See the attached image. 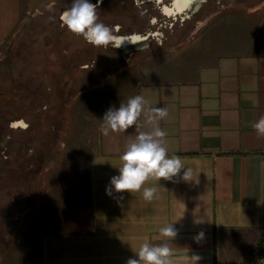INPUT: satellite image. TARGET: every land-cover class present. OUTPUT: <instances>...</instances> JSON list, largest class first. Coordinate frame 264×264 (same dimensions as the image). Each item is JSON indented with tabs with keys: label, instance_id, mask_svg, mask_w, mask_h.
Wrapping results in <instances>:
<instances>
[{
	"label": "crops",
	"instance_id": "1",
	"mask_svg": "<svg viewBox=\"0 0 264 264\" xmlns=\"http://www.w3.org/2000/svg\"><path fill=\"white\" fill-rule=\"evenodd\" d=\"M103 1L100 0L99 6ZM132 3L160 4L161 15L171 20L187 14L195 4L193 1L182 12L166 13L164 7H172L173 0H133ZM70 4L71 0H0V62L5 52L2 45L18 31L20 22L50 21L53 6L59 7L53 28L67 35V42L59 49L54 78L42 82L47 93L40 100L44 105L29 108L27 116L18 110L9 114L0 109L2 148L8 149L17 135L25 134L19 141L27 139L28 153L36 155L34 151L45 148L47 138L57 131L54 127L57 115L75 101L83 87L93 84L94 78L101 75L98 65L120 67L117 59L101 54L100 49L95 48L97 60L91 54L84 56L87 47L97 46L63 25L61 14ZM116 25L117 28L112 27L118 36L137 35L142 39L154 31L121 30L120 33L121 25ZM38 29L49 30V35L52 26ZM253 36L255 42L237 46L234 53L216 55L195 67L187 64L185 75L179 79L141 82L122 96L114 91L109 107H119L130 97L142 95L151 110L167 109V116L156 124L166 133L168 154L181 158L193 180H183L181 176L186 169H181L173 180L150 178L139 191L116 192L110 179L118 175L126 144L140 132L153 130L149 117L154 111L146 110L125 131L103 135L98 125L94 141L89 142L84 172L64 173L59 180L49 173L50 190L63 182L61 190L59 185L56 190L62 194L66 191L67 198L53 208L55 220L46 215L43 218V232L38 238L40 264H128L130 259H138L136 252L145 242H167L172 264H237L264 236V136H258L253 126L264 118V36L257 30ZM108 47L112 52L119 51L111 45ZM249 47L252 49L248 50ZM75 53L77 58L72 56ZM8 98L20 100L14 94ZM27 98L29 102L35 99ZM55 101L56 111L49 117L45 113V122L40 124L39 108ZM9 137L13 142L4 141ZM69 143V148H81L79 140ZM7 155L2 157L8 159ZM33 162L28 160L22 169L27 170ZM46 177L47 172L45 181ZM144 187H156L159 198L146 201ZM50 190L44 196V214L51 209ZM18 208L12 212L13 221L6 223L4 233L19 224L22 208ZM26 208L25 212L40 210L34 205ZM170 221L177 230L174 239L162 237L159 232ZM194 255L200 257L197 262Z\"/></svg>",
	"mask_w": 264,
	"mask_h": 264
},
{
	"label": "rangeland",
	"instance_id": "2",
	"mask_svg": "<svg viewBox=\"0 0 264 264\" xmlns=\"http://www.w3.org/2000/svg\"><path fill=\"white\" fill-rule=\"evenodd\" d=\"M132 1H103L97 9L99 20L114 28L120 24V33L121 30L140 33L154 30L153 33L145 34V38L129 46L120 47L118 52H112L109 47L86 48L89 51L84 52L86 58L91 54L97 60L96 49H100L101 54L117 59L120 67L98 65L101 75L94 78L93 84L83 87L75 101L63 107V112L57 115L54 124L57 131L47 138V148L45 146L38 151L37 148L34 151L36 155L28 153V140L19 141L25 134L17 135L15 142L5 139L13 142L8 144V149L0 145V264H40L38 238L43 232V218L46 215L53 220L56 215L53 208L67 198L66 191L62 194L56 190L57 185L61 190L63 182L62 186L59 182L50 190L49 173L52 172L59 180L64 173L76 175L85 171L89 142L94 141L103 112L109 108L115 92L122 96L141 82L179 79L185 75L189 64L195 67L211 61L216 55L236 52L237 46H250L257 40L253 39L254 31L264 36V0H194V6H190L187 14L182 13L184 16L173 20L161 15L158 10L160 4L134 5ZM58 10V6H53L50 21H21L16 27L18 31L2 45L5 52L0 62V98H3L0 99V109L4 112L14 114L13 111L18 110L28 114L25 111L39 107L40 100L47 96L42 82L54 78L59 49L67 42V35L53 28ZM49 24L52 26L49 35V30L38 29L47 28ZM72 56L77 58L76 53ZM12 94L20 100L8 98ZM28 96L35 99L29 102ZM50 105L51 110L56 111V101ZM74 139L80 141L81 148H69V142ZM2 154L8 159H4ZM28 160L34 162L24 171L22 167ZM49 190L48 206L51 209L44 214V196ZM26 205H34L40 210L25 212ZM18 206V209L22 208L17 219L19 224L4 233L6 223L11 224L12 212Z\"/></svg>",
	"mask_w": 264,
	"mask_h": 264
},
{
	"label": "clouds",
	"instance_id": "3",
	"mask_svg": "<svg viewBox=\"0 0 264 264\" xmlns=\"http://www.w3.org/2000/svg\"><path fill=\"white\" fill-rule=\"evenodd\" d=\"M100 0L93 3L92 0H71L70 7L61 14V21L67 29L83 37L85 41L97 47L112 46L120 48L131 44L127 39L114 34V29L99 20L97 9ZM146 110L154 111L150 115L149 122L153 124V130L140 132L135 138L129 139L126 149L121 155L122 166L118 168V175L111 177L110 184L116 192L128 190L139 191L146 181L156 179L158 181L173 180L186 169L181 158L175 154L169 155L165 146L166 133L159 128L156 121L167 116V109L157 107L150 109L147 100L142 95L130 97L126 103H120L119 107L112 105L104 113L99 131L103 135L109 132L125 131L136 124L139 117ZM258 136H264V118L254 123ZM181 178L185 181L192 179L191 172L186 169ZM143 197L146 201L158 199L156 187H144ZM173 221L161 227L159 232L162 237L174 239L177 235ZM202 235V234H201ZM138 259H130L128 264H172V251L167 242L152 244L145 242L136 252ZM200 257L194 255L197 262Z\"/></svg>",
	"mask_w": 264,
	"mask_h": 264
},
{
	"label": "built area",
	"instance_id": "4",
	"mask_svg": "<svg viewBox=\"0 0 264 264\" xmlns=\"http://www.w3.org/2000/svg\"><path fill=\"white\" fill-rule=\"evenodd\" d=\"M238 264H264V236L252 250L244 254Z\"/></svg>",
	"mask_w": 264,
	"mask_h": 264
},
{
	"label": "bare ground",
	"instance_id": "5",
	"mask_svg": "<svg viewBox=\"0 0 264 264\" xmlns=\"http://www.w3.org/2000/svg\"><path fill=\"white\" fill-rule=\"evenodd\" d=\"M193 1L194 0H173V6H172L173 8L165 6L164 10H165L166 13L182 12L183 9L189 7V5ZM119 37H121L122 39H127L128 41L131 42V44L141 40V38L139 36H137V35H132L131 37H127V36H119ZM144 41H146V40H144ZM127 45H129V44H127ZM127 49H129V48H127Z\"/></svg>",
	"mask_w": 264,
	"mask_h": 264
},
{
	"label": "trees",
	"instance_id": "6",
	"mask_svg": "<svg viewBox=\"0 0 264 264\" xmlns=\"http://www.w3.org/2000/svg\"><path fill=\"white\" fill-rule=\"evenodd\" d=\"M56 88H58V85H56ZM12 101H16L15 99H13ZM47 103V102H46ZM44 104L41 102V104H40V107H42ZM51 108H52V106L50 105V103H48L47 104V106L45 107V108H43V109H41V108H39L40 110H39V115L41 116V120H39V123L40 124H44V122H43V119H44V114L46 113L47 114V116L49 117V114L51 113L52 114V110H51ZM25 112H28V110L27 111H25ZM23 115H25V116H27V113H23ZM32 116V115H31ZM29 118H30V115H29ZM50 119H53V118H50ZM47 121V120H46ZM48 123V122H47ZM27 135V134H26ZM17 137V136H16ZM16 137H15V139H16ZM9 139H11L10 137H9Z\"/></svg>",
	"mask_w": 264,
	"mask_h": 264
}]
</instances>
